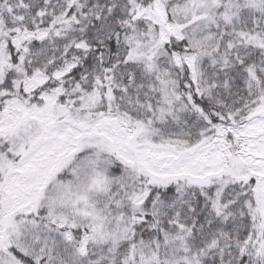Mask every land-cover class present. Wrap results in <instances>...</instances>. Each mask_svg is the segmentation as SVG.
Masks as SVG:
<instances>
[{
	"label": "snow or ice",
	"instance_id": "6c2138e0",
	"mask_svg": "<svg viewBox=\"0 0 264 264\" xmlns=\"http://www.w3.org/2000/svg\"><path fill=\"white\" fill-rule=\"evenodd\" d=\"M0 264H264V0H0Z\"/></svg>",
	"mask_w": 264,
	"mask_h": 264
}]
</instances>
